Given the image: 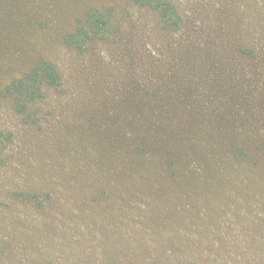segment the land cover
I'll list each match as a JSON object with an SVG mask.
<instances>
[{"label":"rangeland","instance_id":"1","mask_svg":"<svg viewBox=\"0 0 264 264\" xmlns=\"http://www.w3.org/2000/svg\"><path fill=\"white\" fill-rule=\"evenodd\" d=\"M137 1L0 0V90L41 60L60 76L23 114L0 100V264H121L136 234L155 264H201L199 232L229 246L246 234L256 250L264 239V0H167L179 30ZM99 9L112 13L108 39L68 46ZM164 131L191 164L175 155L163 170L178 169L187 197L181 174L206 170L212 197L199 199L218 210L188 207L159 242V219L176 216L162 213ZM232 145L245 150L236 170Z\"/></svg>","mask_w":264,"mask_h":264},{"label":"trees","instance_id":"2","mask_svg":"<svg viewBox=\"0 0 264 264\" xmlns=\"http://www.w3.org/2000/svg\"><path fill=\"white\" fill-rule=\"evenodd\" d=\"M144 6H149L152 9L156 10L159 15V21L164 24L165 29L179 30L181 18L180 15L169 1L167 0H138ZM112 22V13L109 9H99L92 10L88 12L84 19L78 21L77 27L74 31L70 32L65 42L68 46L72 47L78 52H85L90 42L94 39L98 40H107L111 33V23ZM60 83V76L56 67L48 62L41 60L37 62L28 72L24 73L17 79L12 80L8 85L0 90V100L6 98H12L14 100V110L17 113L23 114L30 103H33L43 97V90L45 87H55ZM187 126L190 125L187 123ZM186 126V127H187ZM175 134V138H179ZM232 159L234 169H239L243 166L244 157H241L245 150L236 148L232 145L231 147ZM138 150V149H135ZM145 152H148V149L145 147ZM165 158H172L175 155L180 157L183 162L186 164H191V155L188 153L184 145H176L173 135L168 131H164L159 135V156L162 155ZM245 154V153H244ZM135 159H130L132 165L135 164ZM160 163H164L163 160L159 159ZM176 159L172 158V161L164 163L162 168H159V183H162V192L166 196H173L171 202L165 204V209L162 212L166 213L171 207V210L176 213L174 219L163 218L159 219V242H162L160 239V231L165 229H171L175 226H184L185 220H180L178 214H183L188 210V207L191 208L194 212L197 208L196 214L200 215L201 204H205L212 213L218 210L217 207L205 203V200H200L199 197L202 195L206 198L212 197V194L205 189H209V178H204L206 174H209L206 170L199 171L197 173L195 170L191 169L189 172L181 174V178L186 179L187 182L185 186L186 191L188 192V197L181 192L180 188H177L176 176H178V169L174 170L172 173H168L164 170H167L169 166H176ZM184 167V166H183ZM183 167H179L183 169ZM164 169V170H163ZM252 171H255L254 168H251ZM222 173V172H221ZM224 174V173H223ZM216 176V175H215ZM259 207L264 212V204L257 203ZM253 207H257L253 203ZM264 216V213H263ZM198 223V222H197ZM211 225L210 223H208ZM212 226V225H211ZM246 231H244L245 233ZM200 237L199 241L194 245L195 257L197 260L201 258V264H264V239L260 237L258 239L257 245L259 248L256 250V245H251V243L246 234H243L240 238L232 240L231 246L225 244L223 238L216 235H210L207 233L199 232ZM136 240L138 241L137 252L131 254H117L116 259L121 262V264H128L127 262L130 259H135L137 263L143 259L145 256H151L150 258L155 264V259L157 254L148 251L150 246H143L145 243V238L140 234H136ZM175 240L177 237L174 238ZM141 247H140V244ZM181 243V242H180ZM186 244L187 243H181ZM191 248V247H190ZM163 252V248H160ZM160 252V251H159ZM262 254L263 256H259ZM159 258H163L162 253H159Z\"/></svg>","mask_w":264,"mask_h":264}]
</instances>
